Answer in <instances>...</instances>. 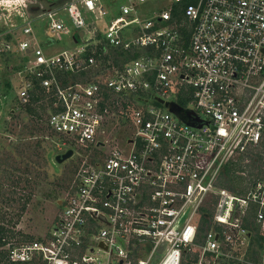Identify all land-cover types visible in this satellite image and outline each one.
I'll list each match as a JSON object with an SVG mask.
<instances>
[{"label": "built area", "instance_id": "obj_1", "mask_svg": "<svg viewBox=\"0 0 264 264\" xmlns=\"http://www.w3.org/2000/svg\"><path fill=\"white\" fill-rule=\"evenodd\" d=\"M145 1L72 0L65 17L7 18L0 50L20 59L0 54L17 79L0 91V116L40 89L48 130L88 152L48 232L0 246L8 263L264 264V171L237 168L241 192L219 184L227 164L264 146V0H171L150 13ZM62 36L72 45L53 50ZM115 126L128 131L119 140Z\"/></svg>", "mask_w": 264, "mask_h": 264}, {"label": "rangeland", "instance_id": "obj_2", "mask_svg": "<svg viewBox=\"0 0 264 264\" xmlns=\"http://www.w3.org/2000/svg\"><path fill=\"white\" fill-rule=\"evenodd\" d=\"M104 1L108 2V0ZM168 1L171 0H146L139 4V8L142 12L150 13L164 6ZM19 12L21 9L18 5L16 11L7 5L0 6V32L6 29L7 18L14 19ZM43 25L44 20H39L35 26L39 39L44 38ZM70 45H72L70 38L62 36L53 46V50ZM0 54L6 58V61L13 62L16 58L14 61L16 63L20 59L18 55H14L17 54L14 50L7 53L0 50ZM16 82L13 72L8 71L5 66L0 68V91L5 96L13 92L12 83ZM47 102L45 100V107ZM2 112L0 116V227L5 229L6 241L22 242L45 235L55 224L58 212L57 202L69 193L73 169L78 159L88 152L77 144L62 145L63 139L52 134L44 124L41 109L37 110V116L27 114L23 109L15 110L7 119H3ZM127 132L123 126H115L108 136H116L119 140ZM68 148L73 149V155L57 163L54 156ZM257 155L260 156L259 159ZM248 158V161L240 164L242 171L254 174L264 171V146ZM239 180L240 187H245L247 178L241 176ZM24 199L28 200L21 212L20 208Z\"/></svg>", "mask_w": 264, "mask_h": 264}, {"label": "trees", "instance_id": "obj_3", "mask_svg": "<svg viewBox=\"0 0 264 264\" xmlns=\"http://www.w3.org/2000/svg\"><path fill=\"white\" fill-rule=\"evenodd\" d=\"M185 2H186V0L183 3H185ZM176 7L177 6L174 5V9H177ZM39 100H44V97L42 96V90H40V89H38L37 96L34 97L29 104H26L21 109H23L27 114H30L32 116L38 115V113H37L38 109H41L42 112H44V111L46 112V107L42 103L43 101H41V103H37ZM45 100L49 102V99H46V97H45ZM178 102L180 104H184V101L181 99L178 100ZM9 115L10 116L12 115L11 111L9 112ZM256 157H257V159L260 158L259 155H257ZM237 168H240V165H229V164H227L224 167V173L221 176L219 184L222 185L223 187H226V188L232 190V191L241 192L243 190V188L240 187L241 182L239 179H241V177H239L235 174V171L237 170ZM27 200L28 199H24V202L22 203L21 208H20L21 212H22V210H24ZM4 233H5V229L3 227H0V246L5 243ZM189 263H190L189 260L184 261V264H189ZM0 264H9L5 259L4 250H1V249H0Z\"/></svg>", "mask_w": 264, "mask_h": 264}, {"label": "flooded vegetation", "instance_id": "obj_4", "mask_svg": "<svg viewBox=\"0 0 264 264\" xmlns=\"http://www.w3.org/2000/svg\"><path fill=\"white\" fill-rule=\"evenodd\" d=\"M69 1L72 0H0V6L7 5L16 11L18 5L25 17L40 19L48 17L50 11L55 17H65L62 6Z\"/></svg>", "mask_w": 264, "mask_h": 264}, {"label": "water", "instance_id": "obj_5", "mask_svg": "<svg viewBox=\"0 0 264 264\" xmlns=\"http://www.w3.org/2000/svg\"><path fill=\"white\" fill-rule=\"evenodd\" d=\"M82 34H83L82 30L73 34V40L75 41V43L80 42V38H81ZM157 101L160 103H163V105L169 111H171L175 116H177L179 119H181L185 123L193 125V126H200L201 125L200 121H197V120H194L191 118V116H190L191 111H189L188 109L182 108L179 104L175 103L174 101H165L164 102L162 99H159V98H157ZM98 144H102V143L100 142ZM72 155H73V149L68 148L63 153L56 154L54 156V160L57 163H61L64 160L70 158ZM57 204L60 205V200H58Z\"/></svg>", "mask_w": 264, "mask_h": 264}]
</instances>
